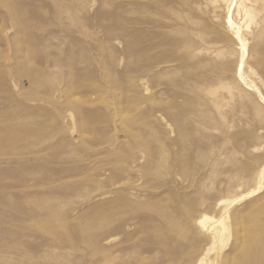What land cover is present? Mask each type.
<instances>
[{
  "label": "rangeland",
  "instance_id": "rangeland-1",
  "mask_svg": "<svg viewBox=\"0 0 264 264\" xmlns=\"http://www.w3.org/2000/svg\"><path fill=\"white\" fill-rule=\"evenodd\" d=\"M0 264H264V0H0Z\"/></svg>",
  "mask_w": 264,
  "mask_h": 264
},
{
  "label": "bare ground",
  "instance_id": "bare-ground-1",
  "mask_svg": "<svg viewBox=\"0 0 264 264\" xmlns=\"http://www.w3.org/2000/svg\"><path fill=\"white\" fill-rule=\"evenodd\" d=\"M261 228V227H260ZM247 250V249H246ZM260 259H262L261 257H260Z\"/></svg>",
  "mask_w": 264,
  "mask_h": 264
}]
</instances>
